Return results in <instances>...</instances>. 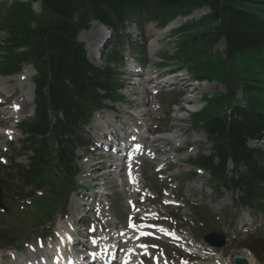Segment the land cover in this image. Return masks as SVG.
I'll return each instance as SVG.
<instances>
[{"label": "trees", "instance_id": "1", "mask_svg": "<svg viewBox=\"0 0 264 264\" xmlns=\"http://www.w3.org/2000/svg\"><path fill=\"white\" fill-rule=\"evenodd\" d=\"M9 7L0 12V30L6 33L0 72L17 73L22 63L36 70L35 118L22 124L29 135L22 150L33 152V157L27 169L17 167L14 173L17 188L26 196L47 189L66 193L68 184L75 185L74 150L88 144L79 125L86 124L104 101L118 99L122 84L117 74L87 64L82 46L75 42L89 16L116 33L124 22L140 30L147 22L163 28L207 7L206 16L172 33L178 38L177 49L167 59L186 68L195 80L232 84L234 92L203 96L205 106L192 124L205 132L211 155H199L191 165L209 172L215 191H239L241 205L262 207L264 151L249 149L246 142H264V0H42L38 16L26 4ZM220 39L224 51H213ZM111 60L113 55L107 58ZM238 91L242 102L235 97ZM228 161L231 170L226 168ZM27 187L31 190L25 191Z\"/></svg>", "mask_w": 264, "mask_h": 264}, {"label": "rangeland", "instance_id": "2", "mask_svg": "<svg viewBox=\"0 0 264 264\" xmlns=\"http://www.w3.org/2000/svg\"><path fill=\"white\" fill-rule=\"evenodd\" d=\"M3 1L11 3L14 0H0V2ZM32 1H34L33 10L38 12L40 0ZM206 13L207 11L203 10L196 11L193 18L198 19ZM186 21L177 19L173 22L175 23V27L168 30H158L153 24L146 26L144 40L148 50V66L142 70V75L136 78H133L130 73L135 69L133 64L130 67L127 66V68L122 69V72L126 74L124 77L128 81L125 89L122 91L123 100L116 104H108V109L96 114L97 124L92 125L93 122L91 121L90 126L87 128L88 134L94 142L99 141L96 133L99 134L102 141H105V135L108 134L112 135V137L116 135H129L133 126V121L129 117L131 112L138 116L144 114L143 119L148 126V139L154 140L160 134H168L172 132L173 128L178 126V129H176L178 131L176 140L170 143L166 142L161 149H157L155 158L151 157L153 160L142 157L133 162L130 168L131 171L129 172L136 176L134 179H136L137 185L135 183L133 186L127 184L128 173L123 171L124 166H121L122 162L119 160L114 158L111 160L106 158V155L103 156L104 158H100V153L96 152L98 153L96 155L93 151L86 155L79 162L80 174L76 178L77 182L84 188L73 193L67 200V205L64 203L65 209L59 213L61 216L65 214L66 217L64 219L59 216L57 217L53 228L48 230L53 231V235L44 239L43 248L38 251L34 250L33 255L43 256L45 253H52L51 248L58 241L56 237L60 235L58 227L64 226V223L71 219L72 213L77 210H89V212L84 213L87 219L83 218L79 221L80 216L74 218V221L77 222V235L83 245H87L89 238L96 239L98 237L100 233L97 230L98 226L105 225V222L102 220L104 216L105 220H107L106 224L107 226H111L112 232L117 234L120 231L129 233V229L126 226L127 217L130 212L127 202L133 200L138 206V211L135 213L136 222L160 221V224H157L158 226L165 227L169 225V228L171 226L173 230L170 229L172 231L176 229L179 232L178 234H181L185 238H192L197 244L195 245L196 247L205 246L199 242L200 238L196 235V231L198 230L205 233L206 231H216L224 235L226 234L227 245L217 252L221 257L220 261L222 263H226L223 261H229L232 257H238L235 254H247L246 248L249 246L253 252L254 263L264 264V250L262 249L263 247L261 248V245H264V215H253L243 208L234 209L230 195L227 193H224L223 196L213 195L208 188L207 174L193 171L186 164L189 156H194L197 152H207L208 149L205 135L194 131L190 127L191 114L199 110L203 105L201 102L202 95L208 94L210 96L214 92L230 91L229 87H223L211 81L192 83L191 78L185 73L186 70L175 67L173 64L167 67L162 66L164 63L162 57L172 55L176 49L174 39L170 36L171 32L181 27ZM123 34L121 46L118 50L129 60L137 61L135 58L136 54L131 51L130 47H128L129 45L125 42V39L129 37L136 39L135 30L127 28ZM2 37L3 34L0 33V40H2ZM108 37L103 32L101 33L96 25L91 23L88 29L79 33L78 40L85 45L88 55H98L100 57L102 45ZM223 45L220 42L215 46V49L222 50L224 48ZM101 63L100 60H96V63L94 62L93 64L101 67L103 65ZM173 71L174 75L177 73L174 78L177 79L175 81L176 85H166V89L157 90L156 94L152 93V89L149 88L151 84L153 86L159 84L155 77L162 76L165 72ZM22 72L26 75L23 80H18L17 75L14 79L4 83L0 80V97L6 103L0 106V120L2 121L0 125V158H3L6 164L9 162V165L11 159H14L17 153L11 152L6 154L7 147L10 142L15 143L22 139L16 129V125L23 119L31 118L33 112V101L29 100V96L26 93L30 89L34 72L30 67H24ZM181 81H185V86L179 85ZM172 83L173 81L169 84ZM187 84H190V86ZM145 95H147V98L143 103L144 106L138 107L137 104L142 102L141 99ZM185 100H187L186 103L184 102ZM13 104H18L21 107V111L16 116L9 114V109L12 108ZM181 105H184L188 111L178 112V108ZM6 114L9 120H6ZM77 156H82V151L77 152ZM165 159L166 161L163 163L162 161ZM16 161L21 165H26L24 157ZM111 161L115 164H120L119 168L121 167L122 169H117L115 175L110 176L113 171L109 166ZM158 165L161 167L160 171L155 170V167ZM91 166L92 168H90ZM193 173L197 175H192ZM102 183V186H97ZM11 185H14V183ZM162 190L164 191L162 192ZM3 198L4 205L6 207L13 206L16 215L20 213L26 215L29 211L27 209L33 207L32 205H27L22 196L16 192L7 191L4 193ZM157 198L162 201L157 202ZM171 200L175 202L174 206L164 205L167 201ZM31 201L34 202L33 200ZM22 207H26L27 209ZM199 207H204L206 216H196V214L203 212ZM221 210L224 212L223 214L220 213ZM174 215L180 218L179 222L173 220L172 216ZM229 216L232 219L230 227L227 224L223 225V219L228 220ZM18 219L20 220L19 216ZM92 219H94V222L90 224H94L95 221L97 222L87 229V222L85 225L83 223L85 220L91 221ZM199 222L203 224L200 225ZM1 225H8L14 231L11 237L17 235L20 238H24L25 241L24 244L15 248L16 251L6 250V248L1 249L0 264H24L28 257L32 256L29 251L35 249L36 236L42 232L32 228L29 231L26 228H30V226L26 223V228H24L11 219L0 221ZM204 227L205 229H203ZM250 239H257L261 244L258 245L260 249H256L253 246V241L251 240L250 242ZM2 240L4 242L0 247L11 243L10 239L4 235L2 236ZM149 240L150 245L146 248V251L149 255H151V251L156 253L153 256L157 257L158 264L160 261L161 263L166 262L168 264L217 263L213 261L200 262L198 261L200 258H195L197 261H193L194 257L187 256L180 249L168 246V244L163 243L165 242L163 239L160 241L155 239ZM77 249L80 250L81 247L78 246ZM11 254L15 255V260L11 259Z\"/></svg>", "mask_w": 264, "mask_h": 264}, {"label": "bare ground", "instance_id": "3", "mask_svg": "<svg viewBox=\"0 0 264 264\" xmlns=\"http://www.w3.org/2000/svg\"><path fill=\"white\" fill-rule=\"evenodd\" d=\"M197 16V15H196ZM194 17H195V15H194ZM178 23H179V21H178ZM97 26V25H96ZM98 27V29H100L103 33H105L104 31H103V28L101 27V26H97ZM175 27V23H172L169 27H168V29H170V28H174ZM167 29V30H168ZM164 32V31H163ZM162 34V33H161ZM158 35H160V34H158ZM90 59L93 61V62H95V60H96V55L94 56V55H90ZM17 78H19V76L17 77ZM21 78H24V76H21ZM0 80H2V82L4 83V82H6L7 80H11V79H3V78H0ZM183 92H184V90H183ZM28 96H29V100L30 101H32L33 100V92H32V87L30 86V89L28 90V92L26 93ZM26 101V100H25ZM186 101L187 100H185L184 102L186 103ZM188 103V102H187ZM143 105V104H142ZM184 111H188V109L184 106V105H181V106H179V108H178V112H184ZM136 119H134V120H137L138 118L137 117H135ZM138 120H140V119H138ZM97 121H96V118H94V121H93V124L92 125H95V123H96ZM2 124V121L0 120V125ZM4 124V123H3ZM177 129H178V126L176 127ZM139 129L140 130H142V132H143V134L145 133V128L143 127V126H140L139 127ZM136 130V129H135ZM146 131H147V129H146ZM132 133V132H131ZM177 134V131H173L172 133H170V134H166V135H161L160 137H157V139L156 140H149V139H147V141H146V145H145V148H144V146L142 147V149H141V151L142 150H144V149H153L155 152H156V150L157 149H161L162 148V146L166 143V142H169V141H173L176 137H175V135ZM162 139V140H161ZM153 143H155V144H153ZM157 144H159V145H157ZM129 145H123V146H121V148L118 150L117 149V153H120V152H122V151H124L127 147H128ZM134 149V148H133ZM137 149V148H136ZM136 149L135 150H130V153H131V155L133 156V155H136ZM118 168V167H117ZM132 176H133V174H132ZM130 178V177H129ZM73 217H74V215H73ZM59 228V232L62 234V235H69V231H70V227H69V224L68 225H64V226H60V227H58ZM62 254V253H61ZM66 257H67V260H69L70 258L66 255ZM245 258H246V260L248 261V263L249 264H254L253 263V256L250 254V253H248L247 255H245ZM65 259V258H64Z\"/></svg>", "mask_w": 264, "mask_h": 264}, {"label": "water", "instance_id": "4", "mask_svg": "<svg viewBox=\"0 0 264 264\" xmlns=\"http://www.w3.org/2000/svg\"><path fill=\"white\" fill-rule=\"evenodd\" d=\"M1 207V206H0ZM217 244H221V243H217ZM244 264V262L243 261H236V264Z\"/></svg>", "mask_w": 264, "mask_h": 264}]
</instances>
